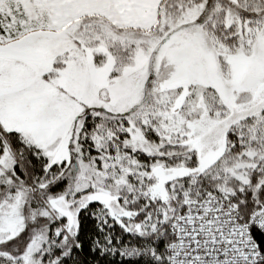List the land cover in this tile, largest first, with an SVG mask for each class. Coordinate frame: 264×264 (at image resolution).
Returning a JSON list of instances; mask_svg holds the SVG:
<instances>
[{
  "label": "snow or ice",
  "instance_id": "6c2138e0",
  "mask_svg": "<svg viewBox=\"0 0 264 264\" xmlns=\"http://www.w3.org/2000/svg\"><path fill=\"white\" fill-rule=\"evenodd\" d=\"M0 264H264V0H0Z\"/></svg>",
  "mask_w": 264,
  "mask_h": 264
}]
</instances>
